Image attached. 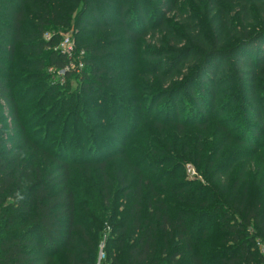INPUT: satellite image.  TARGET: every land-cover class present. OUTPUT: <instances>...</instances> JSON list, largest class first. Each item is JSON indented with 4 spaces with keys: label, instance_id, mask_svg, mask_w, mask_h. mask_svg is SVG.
Masks as SVG:
<instances>
[{
    "label": "trees",
    "instance_id": "1",
    "mask_svg": "<svg viewBox=\"0 0 264 264\" xmlns=\"http://www.w3.org/2000/svg\"><path fill=\"white\" fill-rule=\"evenodd\" d=\"M68 33L75 91L52 79ZM261 246L264 0H0V264H264Z\"/></svg>",
    "mask_w": 264,
    "mask_h": 264
},
{
    "label": "built area",
    "instance_id": "2",
    "mask_svg": "<svg viewBox=\"0 0 264 264\" xmlns=\"http://www.w3.org/2000/svg\"><path fill=\"white\" fill-rule=\"evenodd\" d=\"M68 36H63L62 41L60 42L59 46L56 50L61 51L62 53L68 55L70 59H72L71 64L63 71H59L57 73V76L61 77L62 79L65 78L66 73L68 71L81 73L84 69V63H83V57L84 52H78L74 37L71 33L66 34ZM50 36H47V39H49ZM7 111V110H6ZM10 123V122H9ZM192 165H189L190 170L192 171V177L197 176V173L194 168L191 167ZM261 249L264 251V247L261 246ZM105 254L100 253L99 256V262L98 264H101V262L104 260Z\"/></svg>",
    "mask_w": 264,
    "mask_h": 264
},
{
    "label": "rangeland",
    "instance_id": "3",
    "mask_svg": "<svg viewBox=\"0 0 264 264\" xmlns=\"http://www.w3.org/2000/svg\"><path fill=\"white\" fill-rule=\"evenodd\" d=\"M188 7H189V5H188ZM227 11H228V15H229V18H230V22H231V26L232 27H234V25H235V20H236V16L238 15V11L236 10V8H235V6H233V5H230V6H228L227 7ZM190 10H192V9H190ZM200 10V9H199ZM198 10V11H199ZM194 11V10H193ZM187 12H190L191 13V11H187ZM183 15V16H182ZM181 15V17H185L186 18V16L188 17L189 16V14H182ZM191 15V14H190ZM172 19H174L175 20V16H172L171 17ZM181 22V19H178V20H175L174 21V23H180ZM69 34V33H68ZM64 36H68V35H64ZM147 44H149L150 45V43H149V41L147 42ZM85 70V67H84V69H83V71ZM83 71L81 72V73H77V72H73V74H75V75H81L82 73H83ZM50 73H55L53 70H50L49 71ZM53 77L54 78H52L53 79V82L54 83H60V85L61 86H66L67 85V83H68V85H70V87H71V89H72V91H75L78 87H79V79H77V78H73V79H71L69 82H68V80L66 79V76H65V78H61V77H59V76H57V74H53ZM232 112H235L236 110H235V108H233L232 110H231ZM185 111H184V109H182V113H184ZM43 129L44 128H40L39 130L40 131H42L41 133V135H43V133H44V131H43ZM58 130H54V132L53 133H56ZM54 136H56L57 137V135H54ZM54 141H55V137H54ZM56 141H57V139H56ZM192 167V166H191ZM193 168V167H192ZM186 169H187V173H188V175L190 176V178L192 179V174H191V170H190V168H189V165H187L186 166ZM197 173V172H196ZM101 250L103 251L104 250V246L101 244ZM105 254V253H104ZM104 259H105V257H104Z\"/></svg>",
    "mask_w": 264,
    "mask_h": 264
}]
</instances>
